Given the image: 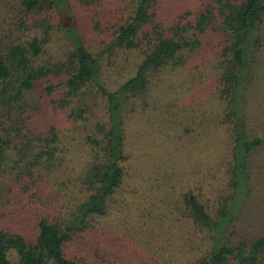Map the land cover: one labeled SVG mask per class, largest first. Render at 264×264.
I'll list each match as a JSON object with an SVG mask.
<instances>
[{
  "label": "trees",
  "instance_id": "16d2710c",
  "mask_svg": "<svg viewBox=\"0 0 264 264\" xmlns=\"http://www.w3.org/2000/svg\"><path fill=\"white\" fill-rule=\"evenodd\" d=\"M68 1L0 0V177L13 174L11 182L20 193L10 201L19 197L15 206L22 202L26 209L36 196L46 200L43 207H52L33 216L31 235L0 226V264H98L67 254L65 245L76 235L84 236L106 213L108 199L121 182L120 162L125 159L121 118L94 124L95 134L84 137L90 155L72 184L71 198L58 205V195L48 185L55 172L64 171L67 152L58 147V130L45 119L50 102L67 107L94 88L114 100L118 112L119 102L131 97L147 104L152 77L206 50L216 55L212 96L219 108L216 120L232 131L234 156L226 192L213 208L199 192H182L185 217L206 230L210 241L206 251L185 264H264V232L236 240L231 236L243 216L236 201L238 185L254 163L252 149L264 144V127L261 134L246 136V131H253L246 112L248 96L256 67L264 63V0H193V5H178L176 12L165 0H124L125 5L116 7L121 12L113 8L110 19L99 25L104 26L106 42L95 51L69 22ZM101 2L81 4L96 14ZM61 14L64 22H59ZM98 24L96 20L94 26ZM58 31L66 38L65 45L50 54L49 42ZM122 49H137L141 57L133 73L107 91L98 80L100 63ZM70 108L68 116L74 119L85 110L82 104ZM4 222L0 216V225L15 223Z\"/></svg>",
  "mask_w": 264,
  "mask_h": 264
},
{
  "label": "rangeland",
  "instance_id": "374dc122",
  "mask_svg": "<svg viewBox=\"0 0 264 264\" xmlns=\"http://www.w3.org/2000/svg\"><path fill=\"white\" fill-rule=\"evenodd\" d=\"M123 1L102 0L96 14L94 8L81 4L82 0L68 1L69 22L88 48L95 51L106 42L104 26L99 25L110 19L109 14L118 4L125 5ZM165 1L172 12L178 5H193V0ZM116 12H121L120 8ZM96 17L98 26H94ZM64 18L59 15V22ZM65 42L62 31L55 32L49 42L50 54ZM212 51L191 56L183 65L160 70L152 77L147 104L140 97H131L119 102L118 112L114 100L92 87L67 107L52 106L50 102L45 119L56 127L60 135L58 147H65L67 152L62 159L64 171L55 172L48 185V190L57 193L58 205L71 198L72 184L90 155L84 137L95 134L94 124L114 122L118 115L122 122L125 159L120 162L121 182L108 199L106 213L86 230L90 235L74 236L65 245L67 254L98 264H185L206 251L210 244L207 232L185 217L181 195L188 189L199 192L213 208L226 192L227 170L234 156V135L227 125L216 120L219 108L212 96L218 68ZM140 57L137 49H122L110 61L103 58L98 80L105 90H114L118 82L132 74ZM256 72L246 106L251 116L248 124L253 128L246 131L247 138L252 133L261 134L264 127V63H258ZM78 104L85 110L82 116L71 118L68 111ZM255 148L251 151L254 163L249 165L248 177L238 185L236 201L243 216L233 227L234 240L264 232V144ZM12 175L0 177V216L6 224L15 223L0 226L31 235L33 216L44 212L41 208L52 211V207H43L46 200L36 196L30 198L28 210L22 202L15 206L19 197L10 201L20 193L11 182Z\"/></svg>",
  "mask_w": 264,
  "mask_h": 264
}]
</instances>
